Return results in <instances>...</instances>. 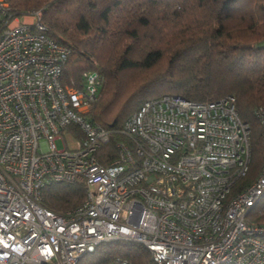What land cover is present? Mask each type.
Here are the masks:
<instances>
[{"label":"built area","instance_id":"built-area-1","mask_svg":"<svg viewBox=\"0 0 264 264\" xmlns=\"http://www.w3.org/2000/svg\"><path fill=\"white\" fill-rule=\"evenodd\" d=\"M10 11L0 0V264H76L110 240L143 244L157 264H264V223L248 222L264 162L242 184L250 129L234 96L147 100L104 153L114 131L89 114L100 74L64 82L69 47L45 33L40 10ZM254 113L264 138V107ZM52 183H82V203L44 207Z\"/></svg>","mask_w":264,"mask_h":264},{"label":"trees","instance_id":"trees-1","mask_svg":"<svg viewBox=\"0 0 264 264\" xmlns=\"http://www.w3.org/2000/svg\"><path fill=\"white\" fill-rule=\"evenodd\" d=\"M7 1L8 20L40 10L45 33L69 47L64 82L78 79L84 69L103 78L89 114L114 131L104 153L114 155L115 143L125 139L122 123L147 100L165 94L195 101L232 95L250 129L251 159L242 184L257 175L264 162L262 127L254 113L264 107V0ZM84 197L82 183H52L41 204L63 213ZM259 203L249 212V223H264ZM116 258L157 264L143 244L128 240L102 242L76 264Z\"/></svg>","mask_w":264,"mask_h":264},{"label":"rangeland","instance_id":"rangeland-1","mask_svg":"<svg viewBox=\"0 0 264 264\" xmlns=\"http://www.w3.org/2000/svg\"><path fill=\"white\" fill-rule=\"evenodd\" d=\"M19 20H22V16L19 17ZM102 81H103V78L101 77V84H102ZM67 143H69V142H67ZM56 145H57L58 148H61L62 147L61 141L57 140L56 141ZM262 203H264V197H262L261 202L259 203V205H261Z\"/></svg>","mask_w":264,"mask_h":264},{"label":"water","instance_id":"water-1","mask_svg":"<svg viewBox=\"0 0 264 264\" xmlns=\"http://www.w3.org/2000/svg\"><path fill=\"white\" fill-rule=\"evenodd\" d=\"M260 45H264V42H261Z\"/></svg>","mask_w":264,"mask_h":264}]
</instances>
